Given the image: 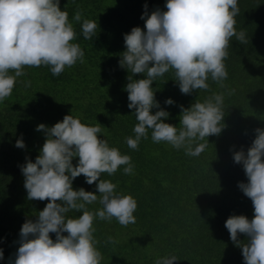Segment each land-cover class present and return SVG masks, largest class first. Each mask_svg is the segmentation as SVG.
Segmentation results:
<instances>
[{"label":"clouds","instance_id":"1","mask_svg":"<svg viewBox=\"0 0 264 264\" xmlns=\"http://www.w3.org/2000/svg\"><path fill=\"white\" fill-rule=\"evenodd\" d=\"M143 7L140 18L144 27L134 26L123 34L125 50L118 60L119 67L129 73L124 90L127 107L134 110L136 120L124 142L139 150L150 133L152 142L198 157L209 144L208 137L219 136L227 126L225 96L234 89L225 83L229 75L226 60L232 40L243 45L249 40L244 30L236 28L239 0H165L163 9L156 7L151 13L147 3ZM72 20L80 23L79 34L85 40L97 35L96 20L84 17L81 10L75 11ZM77 37L60 0H0V103L11 95L17 78L26 75V67L45 66L52 76L59 77L65 68L83 63L85 51ZM167 73L172 74L171 80L182 94L210 93L203 99L197 96L188 107L178 105V124L166 122L171 113L156 99L157 90L152 86ZM135 74H143V78L136 79ZM209 81L222 91H211ZM20 82L31 86L30 80ZM163 103L172 106L177 102L168 97ZM41 130L45 140L38 155L34 161L26 157L19 167L27 199L48 202L34 220L27 218L22 224L19 246L8 264H101L95 222L115 219L122 226L134 224L138 207L131 193L119 190L104 174L111 177L122 171L133 175L132 157L101 135L99 122H82L72 110L50 127L38 124L36 131ZM254 132L247 149L230 148L233 161L242 166L247 177V182H238V188L251 199L254 212L251 219L232 214L225 221L230 239L242 249L244 264H264V127ZM15 146L26 147L22 134ZM74 158H78L75 164ZM81 174L88 185L96 182V191L73 187ZM97 201L100 207L89 208ZM240 234L247 239L240 240ZM104 242L117 243L111 235ZM4 259L0 247V261ZM179 260L174 253H166L157 256L153 264Z\"/></svg>","mask_w":264,"mask_h":264},{"label":"trees","instance_id":"2","mask_svg":"<svg viewBox=\"0 0 264 264\" xmlns=\"http://www.w3.org/2000/svg\"><path fill=\"white\" fill-rule=\"evenodd\" d=\"M145 3L151 13L156 7L163 9L165 0H60L85 51L84 62L65 68L59 77L52 76L45 66L26 67V75L17 78L11 95L0 103V247L5 256L0 264L14 259L22 224L27 218L34 220L48 202L27 199L19 167L26 157L34 161L44 143L43 131H36V126L45 123L50 127L71 110L82 122H99L101 135L129 154L135 165L133 175L122 171L111 177L104 174L119 190L131 193L138 207L134 224L122 226L115 219L95 222L101 264H153L157 256L166 253L181 259L174 264H244L242 249L230 239L225 221L232 214L251 219L254 212L251 199L238 188V182H247V177L242 166L233 161L230 148L247 149L255 138L254 129L264 127V0H239L236 28L244 30L249 40L245 45L232 40L226 60L229 75L225 83L234 89L225 96L227 126L219 136L208 137L209 144L198 157L154 143L150 133L139 150L124 142L136 120L134 110L127 107L124 90L129 73L119 67L118 60L125 50L123 34L134 26L144 27L140 17ZM77 9L98 24L97 35L90 40L79 34L80 23L72 20ZM134 78H143V74ZM171 79L172 74L167 73L152 86L157 90L156 99L171 113L166 122L178 124V105L188 107L197 96L203 99L210 93L182 94ZM24 80H30L31 86L25 87L20 82ZM209 83L211 91H222L216 83ZM168 97L176 105H164ZM21 134L26 145L23 149L15 146ZM95 183L88 185L81 174L73 187L96 191ZM97 207L98 201L89 205ZM50 235L55 238L54 233ZM108 235L117 243L105 244ZM238 238L247 239L244 234Z\"/></svg>","mask_w":264,"mask_h":264}]
</instances>
